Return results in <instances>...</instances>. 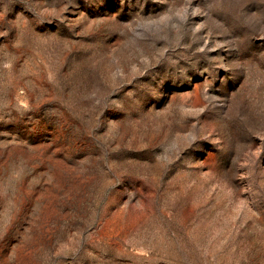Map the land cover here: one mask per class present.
<instances>
[{
    "label": "rangeland",
    "instance_id": "rangeland-1",
    "mask_svg": "<svg viewBox=\"0 0 264 264\" xmlns=\"http://www.w3.org/2000/svg\"><path fill=\"white\" fill-rule=\"evenodd\" d=\"M0 264H264V0H0Z\"/></svg>",
    "mask_w": 264,
    "mask_h": 264
}]
</instances>
